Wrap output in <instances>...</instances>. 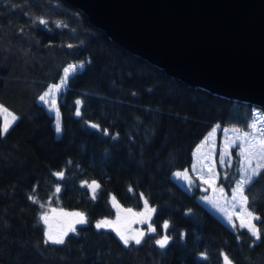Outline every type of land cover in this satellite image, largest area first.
Listing matches in <instances>:
<instances>
[{"label":"trees","instance_id":"1","mask_svg":"<svg viewBox=\"0 0 264 264\" xmlns=\"http://www.w3.org/2000/svg\"><path fill=\"white\" fill-rule=\"evenodd\" d=\"M72 63L83 66L58 94L55 136L38 99ZM0 105L16 117L0 135V264H223L222 252L234 264H264V236L257 241L227 227L170 179L189 166L192 148L212 125L245 130L252 112L264 109L166 75L60 0H0ZM234 169L230 178L218 174L226 190ZM59 171L63 179L52 175ZM83 181L99 183L95 200ZM246 194L264 229V172ZM113 196L134 212L146 199L157 210V232L126 247L111 230L97 229V221L113 216ZM53 209L84 213L88 223L62 245L45 244L39 216ZM165 234L171 239L161 249L155 239Z\"/></svg>","mask_w":264,"mask_h":264},{"label":"water","instance_id":"2","mask_svg":"<svg viewBox=\"0 0 264 264\" xmlns=\"http://www.w3.org/2000/svg\"><path fill=\"white\" fill-rule=\"evenodd\" d=\"M182 83L264 109V0H60Z\"/></svg>","mask_w":264,"mask_h":264},{"label":"snow or ice","instance_id":"3","mask_svg":"<svg viewBox=\"0 0 264 264\" xmlns=\"http://www.w3.org/2000/svg\"><path fill=\"white\" fill-rule=\"evenodd\" d=\"M39 22L40 24L46 23L43 19H40ZM82 66L83 65L81 64L79 67H82ZM77 67H78L77 65L71 64L68 67L64 68L63 75L60 79V83L50 86L49 90L40 97V100L43 101L44 103H48L49 101L46 100L45 98L49 96L52 92H59L60 89L68 82L70 78V74L76 72ZM51 103L54 105L55 100L51 101ZM75 103L77 105L75 114L77 116H80L81 115L80 105L82 102L80 100H77ZM0 112H3L6 114L4 126L2 129H0V135H3L8 132L9 127L11 126V123L9 122L8 117H11L12 122L16 120V117L12 115L10 112H8L6 108H3L2 105H0ZM57 115H59L58 112H57ZM90 127L97 129L98 131L101 130L100 126L95 123L91 124ZM247 127L255 130L257 129V123L253 122L247 125ZM259 130L261 132V136L250 140L249 137L251 133H249L248 131L242 132L240 129H232V131L238 133L237 138L241 141L240 151L238 155L244 158V161L247 164V168L243 170L244 171L243 177L236 180L235 182L236 187L233 189L232 194H231V200L235 202L233 206L234 210L232 212L225 213L227 223L231 225L233 229L237 227L236 224L233 222V216H235L236 219L240 221L239 227L242 229H246L247 232L250 234V236L255 238V240L257 241L261 240L262 236H264V229L258 227L257 224L254 223V221H259L260 217L256 216L253 210L250 209L249 207L250 197L248 194H246V189L255 182V180L261 175L262 172H264V128H261ZM227 131L228 130L225 129V132ZM56 132L58 134L61 132V126L59 122L56 124ZM213 132H215V129H213ZM103 134L108 135L109 134L108 130L103 129ZM229 144L234 146L235 141L230 140ZM230 155L231 154L227 151V149H225L224 153L220 157L219 163L223 165L225 163V156H230ZM253 161H255L254 167L252 166ZM52 175L56 176L58 179H63L64 172L59 171V172L53 173ZM174 176L178 179L183 178L191 182V178L188 176L187 171H185L184 173L176 172L174 173ZM216 178H217L216 174H213L208 179H204L203 177H201L200 179L204 180V183H208L209 186L211 187L212 186L211 182H214ZM85 185L89 189L92 190V193H93L92 199L95 200L96 199V189L100 188L99 183H97L96 181H92L91 183H88L87 181H83L81 186L83 187ZM60 190H61L60 187L57 186L55 189V192L59 193ZM129 190L131 191V189ZM219 191L221 195L223 196L224 188L220 187ZM29 199L33 200V203H38V201L34 199L32 196H30ZM112 202H113L114 207L122 211H125L126 213L132 216L140 217V219H138L135 222L140 223V224H147V229H146L147 233L152 234V233L157 232L156 226L152 223V216H151V214L155 213L157 210L154 207H149L148 201L146 199L144 200V206H145L146 211H141V212H134L132 208H126V209L121 208V206L116 201V198L114 196L112 197ZM209 203H211V201H209ZM39 206L41 208L45 207L44 204H40ZM236 207H239V211H235ZM53 211H55V209H53ZM62 214L65 216L77 217L78 219L73 224L69 225L67 228L59 232L53 231L49 223V213L48 212H43L39 216V220L48 226L47 229L44 231V236H45L44 243L45 244L51 243L54 245H62L65 243L64 238L68 235L69 232H73V233L76 232L75 224L88 223L86 215L84 213L71 212V213H62ZM114 224H115L114 221L105 219V220H101L97 222L95 227L97 229L112 227L113 231H116L117 236L119 237V239L123 242V244L126 247L129 246L130 243H134L135 245H140L142 243V240L144 239V236H145V230L137 229L135 230V234H134L131 231H128V232L120 231L114 227ZM161 228L165 232H167L169 229V222L164 221L163 224L161 225ZM170 239H171L170 235H166V234L161 235L159 238L155 239V244L158 245L159 248L164 249L168 246ZM220 255L223 257V264H234V261L230 258L228 254L222 252ZM201 258L207 259V255L202 253Z\"/></svg>","mask_w":264,"mask_h":264},{"label":"rangeland","instance_id":"4","mask_svg":"<svg viewBox=\"0 0 264 264\" xmlns=\"http://www.w3.org/2000/svg\"><path fill=\"white\" fill-rule=\"evenodd\" d=\"M72 64H75L78 66L76 71L81 69V67H79L81 63H72ZM69 65L71 64H68L66 67H68ZM63 70L55 84L60 83V79L63 75ZM52 85L54 84H50L46 88V90L42 93V95H44V93L47 92L49 90V87ZM64 87L65 85L60 89L59 92H52L49 96H47L45 99L49 101L48 103H44L43 101L40 100V97L42 95L38 99V102L44 107L47 113L51 115L53 118L52 126L55 132V136H58V133L56 132V124L59 122L57 111H56V99L58 97V94L64 89ZM53 100H55L54 105L51 103V101ZM0 116L2 120V125H1V129H2L5 123L6 114L3 112H0ZM8 120L10 123L12 122L11 117H8ZM262 121H264V112L254 110L252 112V116L247 125L253 122H256L257 129L253 130L249 127H246L245 130H241V129L240 130L242 132L248 131L249 133H251L249 137L250 140H252L253 138H258L261 136V132L259 129L264 128V122ZM217 126L218 125L216 124L212 125L211 128L208 130V132L192 148L191 153H190L189 166L181 171H174L170 175V179L176 184H178L180 187H182V189L185 190L187 193L189 194L193 193L195 200L198 203H200L208 212H210L214 217L220 220L227 227L232 228L231 225L227 223L225 213L232 212L234 210L233 206L235 202L231 200V194H232L233 189L236 187V183H235L236 180L243 177L244 175L243 170L247 168V164L244 161V158L238 155L240 151L241 141L237 138L238 133L232 131V129H238V128H235L232 126H219V127ZM213 129H215V132H213ZM225 129H227L228 131L225 132ZM230 140L235 141L234 146L229 144ZM225 149H227V151L231 155L225 156V163L221 165L219 163V160H220L221 155L224 153ZM252 166L253 167L255 166V161H253ZM231 168H235L234 171H235L236 178L231 188L226 190L222 185L217 183L218 174L220 173L222 175V178H225V177L230 178L232 175ZM185 171H187L188 176L191 178V182H189L187 179H183V178L178 179L174 176V173L176 172L184 173ZM213 174H216L217 178L215 179L214 182H211L212 183L211 187L209 186L208 183H204V180L200 179L201 177H203L204 179H208ZM91 182L92 181L88 183H91ZM84 187H86V189L89 191L91 195L92 190H89V188L86 185ZM220 187L224 188L223 196L221 195L219 191ZM209 201H211V203H209ZM112 205H113V202H112ZM143 208H145L144 204H143ZM142 211H146V209ZM235 211H239V207H236ZM71 212H76V211H68V210H61V209H58L55 212L48 211L49 223L53 231L55 232L62 231L63 229L67 228L69 225L73 224L77 220V217L65 216L62 214V213H71ZM138 219H140V217L132 216L126 213L125 211H122L113 206V216L107 220L114 221L115 222L114 227L120 231H124V232L131 231L135 234V230L140 229V230H145L146 232L147 224L136 223L135 221H137ZM101 220H105V219H101ZM233 222L236 224L237 227H239L240 221L236 219L235 216H233ZM77 225L79 224H75V227ZM47 227L48 226L45 225L44 231L47 229ZM106 229H109L113 233H115L116 237L119 239V237L116 234V231H113L112 227H106Z\"/></svg>","mask_w":264,"mask_h":264}]
</instances>
